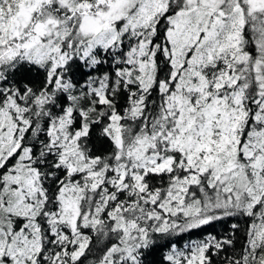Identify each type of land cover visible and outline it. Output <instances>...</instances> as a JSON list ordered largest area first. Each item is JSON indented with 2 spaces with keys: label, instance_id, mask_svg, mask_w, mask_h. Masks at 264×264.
I'll list each match as a JSON object with an SVG mask.
<instances>
[{
  "label": "snow or ice",
  "instance_id": "1",
  "mask_svg": "<svg viewBox=\"0 0 264 264\" xmlns=\"http://www.w3.org/2000/svg\"><path fill=\"white\" fill-rule=\"evenodd\" d=\"M0 264H264V0H0Z\"/></svg>",
  "mask_w": 264,
  "mask_h": 264
}]
</instances>
